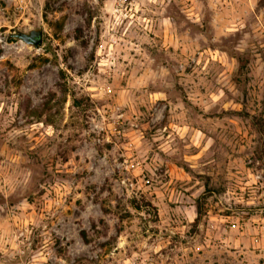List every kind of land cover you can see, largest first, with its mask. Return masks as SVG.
Wrapping results in <instances>:
<instances>
[{"label": "rangeland", "instance_id": "374dc122", "mask_svg": "<svg viewBox=\"0 0 264 264\" xmlns=\"http://www.w3.org/2000/svg\"><path fill=\"white\" fill-rule=\"evenodd\" d=\"M0 264H264V0H0Z\"/></svg>", "mask_w": 264, "mask_h": 264}, {"label": "water", "instance_id": "95a60500", "mask_svg": "<svg viewBox=\"0 0 264 264\" xmlns=\"http://www.w3.org/2000/svg\"><path fill=\"white\" fill-rule=\"evenodd\" d=\"M17 38L27 45L39 48L42 42V33L39 30H31L28 33L18 34Z\"/></svg>", "mask_w": 264, "mask_h": 264}, {"label": "trees", "instance_id": "16d2710c", "mask_svg": "<svg viewBox=\"0 0 264 264\" xmlns=\"http://www.w3.org/2000/svg\"><path fill=\"white\" fill-rule=\"evenodd\" d=\"M132 205H133L134 209H136V210L141 209V208H139V206L136 204L135 201L132 202ZM147 205H149V204H147ZM196 209H197V211H196V218H195V220L193 222L194 226L198 224L199 219H200V217L202 215V206H201V204L197 205V208Z\"/></svg>", "mask_w": 264, "mask_h": 264}]
</instances>
